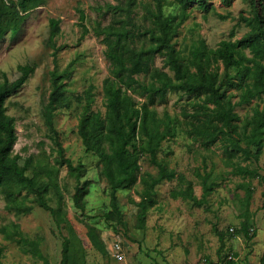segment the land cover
I'll list each match as a JSON object with an SVG mask.
<instances>
[{
    "label": "trees",
    "instance_id": "obj_1",
    "mask_svg": "<svg viewBox=\"0 0 264 264\" xmlns=\"http://www.w3.org/2000/svg\"><path fill=\"white\" fill-rule=\"evenodd\" d=\"M154 1L155 6L149 7L141 17H138L139 0H116L115 3L107 2L98 7L105 14L111 13L107 24L97 21L92 26L105 44V55L110 61L109 75L103 80L105 112L92 108L95 98L93 84L78 96L82 106L78 132L86 151L99 159L100 174L107 181L111 205V209L104 212V217L114 220L115 233L125 229V217L119 203L121 190L142 185L137 189L140 200L135 201L138 208L135 227L145 231L148 213L157 203V185L178 178L179 187L171 190L172 197H182L199 206L208 202V196L217 185L211 180L212 171L205 174L199 172L203 193L198 197L193 182L159 157L162 143L176 136L180 122L168 112L160 115L153 106L166 102L170 91H182L199 97L195 109L189 114L192 119L188 134L204 147L209 148L220 141L229 159L240 151L249 159L253 155L258 157L264 146V107L257 105L251 114L244 117L237 111V106L264 96L263 6L257 0H250L252 15L242 16L250 28L240 38L233 39L234 29L229 38L222 39L215 47L200 38L192 43L186 55L177 47L176 38L189 18L188 7L192 2L209 7L208 0H174L177 11L165 10L164 5L168 0ZM44 2L46 0H0V40L8 31L18 32L26 15ZM79 11L83 33L86 34L91 28L84 23L87 17L85 12L82 9ZM50 25V42L53 45L52 40L61 30L60 19L51 18ZM158 56H164V66L156 65ZM221 64L226 71L222 81ZM19 68L21 75L17 78L10 80L3 73L4 78L0 79V193L4 195L5 206L11 212L27 214L36 203L51 212L59 228L65 224L69 235L64 236L60 264H88L82 237L77 234L74 222L64 208L55 175L58 168L49 160L45 163L40 159L35 161L33 156L27 157L22 164L21 155L13 152L18 139L16 120L7 112L5 102L10 94L27 82L36 67L27 63L20 64ZM68 71L69 67L63 72L57 68L51 70L52 88L44 115L52 131L50 136L57 145L56 160L76 176L74 203L85 212L86 187L82 182L85 163H75L66 155L55 127L56 112L67 99L64 78ZM231 71L234 72L233 77ZM234 97L238 99L234 100ZM252 146L256 150L254 154ZM143 160L157 170H144ZM30 167H33L32 172L29 171ZM235 167L236 173L252 177L259 175L255 169L243 165ZM24 190L26 194L22 196ZM52 190L58 192L59 202L56 205L51 203ZM27 193L33 194V198H29ZM251 193L249 190L248 203ZM254 214L247 207L240 228L227 234L239 232L247 240H253L256 236ZM0 231L6 239L17 242L24 252L45 259L40 247L41 235H26L16 221L0 226ZM216 231L221 239V253L225 247L226 233ZM88 237L96 249L108 255L107 243L98 226L88 223ZM230 253L232 251H226L219 257L218 264H239L234 259H228ZM233 253L236 255V252ZM3 256L4 246L0 244V264H3ZM260 262L264 264V251Z\"/></svg>",
    "mask_w": 264,
    "mask_h": 264
},
{
    "label": "rangeland",
    "instance_id": "obj_2",
    "mask_svg": "<svg viewBox=\"0 0 264 264\" xmlns=\"http://www.w3.org/2000/svg\"><path fill=\"white\" fill-rule=\"evenodd\" d=\"M139 1L138 17L156 3L154 0ZM107 2L115 3L116 0H46L26 15L18 32L8 31L0 40L1 80L4 78L3 73L10 80L21 75L20 64L30 63L36 67L27 82L10 94L5 102L7 112L16 120L18 139L13 146V152L21 155L22 164L27 157L33 156L35 161L40 159L45 163L49 160L58 168L55 175L64 208L73 220L77 234L82 237L88 264H118L109 252L105 255L90 243L88 223L101 229L108 250L114 238L121 240L126 253L124 262L127 264H218L219 257L226 251L236 252L238 263L259 264L257 259L264 249V146L258 157L253 155L249 159L241 151L233 159H229L220 141L209 148L204 147L188 134L192 119L189 114L199 100L194 94L170 91L166 102L153 105L160 115L168 112L180 121L176 136L162 143L159 157L193 182L198 197L203 193L198 173L212 171L211 180L217 185L208 196V202L199 206L182 197L173 198L171 190L179 187L178 178H174L157 185V203L148 213L145 231L135 227L138 209L136 202L140 200L137 189L142 185L119 192L125 229L115 233L114 220L104 217V212L111 209L108 184L100 174L98 157L86 151L78 132L82 111L78 96L93 84L95 98L92 108L105 112L103 80L109 75L110 61L105 55V44L92 30V26L97 21H102L103 24L109 22L111 13L105 14L102 8H98ZM173 2L174 0L166 2V11L178 10ZM257 2L263 6L260 7L264 11V0ZM208 4L209 7H203L199 2H192L188 7L189 18L176 38L177 47L185 54H188L192 43L200 38L209 46L215 47L222 39L229 38L233 29V39H236L250 28L242 18L252 15L250 0H208ZM79 9L87 15L84 23L91 28L86 34L83 33ZM51 18L60 19L61 28L52 40L53 45L50 42ZM164 63V56L156 58V65L164 66ZM67 67L68 75L64 78L67 99L56 112L55 127L66 155L75 163H85L86 171L82 176L86 187L85 212L74 203L76 176L66 165L62 166L56 160L57 145L50 136L52 131L44 115L52 88L50 72L55 68L63 72ZM220 71L222 81L226 72L223 64ZM233 74L231 71L232 77ZM236 99L238 97H234ZM257 105L264 107V96L237 106V111L244 117L251 114L253 107ZM252 152L256 153L254 146ZM236 165L255 169L259 175L252 177L236 173ZM142 166L144 170H157L147 160L142 161ZM29 171L32 172L33 167ZM249 190L252 196L248 203ZM25 194L24 190L21 195ZM27 195L33 198V194ZM52 196L51 203L58 204V192L52 190ZM5 205L4 195L0 193V226L16 221L26 235H41L43 238L40 247L45 259L24 252L17 242L6 239L0 231V244L4 246L3 264H60L64 236L69 235L65 224L59 228L51 212L36 203L27 214L11 212ZM247 207L255 212L253 227L257 238L254 240H247L239 232L227 234L233 232L229 230L231 226L234 229L240 228ZM216 229L226 233L225 247L221 253V239ZM205 258L208 261L203 262Z\"/></svg>",
    "mask_w": 264,
    "mask_h": 264
},
{
    "label": "built area",
    "instance_id": "obj_3",
    "mask_svg": "<svg viewBox=\"0 0 264 264\" xmlns=\"http://www.w3.org/2000/svg\"><path fill=\"white\" fill-rule=\"evenodd\" d=\"M230 231H234V227H230L229 229ZM109 253L111 255V257L117 261H124L126 259V253H125V249L124 246L121 242V240L114 238L113 242H111L110 248H109ZM236 255H234V253H230V255L228 256V259H234L235 261H237ZM208 261L207 258L203 259V262Z\"/></svg>",
    "mask_w": 264,
    "mask_h": 264
},
{
    "label": "crops",
    "instance_id": "obj_4",
    "mask_svg": "<svg viewBox=\"0 0 264 264\" xmlns=\"http://www.w3.org/2000/svg\"><path fill=\"white\" fill-rule=\"evenodd\" d=\"M258 235V234H257ZM255 238H257V236L256 237H254L253 238V240L255 239ZM263 251H264V249L262 250V252H261V254H260V256H259V259H257V261L259 262V264H261V262H260V257H261V255H262V253H263ZM118 264H127V262H124V261H117V260H115ZM241 261V260H240ZM242 263V262H241ZM241 263H239V264H241ZM246 264H249L248 262L246 263Z\"/></svg>",
    "mask_w": 264,
    "mask_h": 264
},
{
    "label": "clouds",
    "instance_id": "obj_5",
    "mask_svg": "<svg viewBox=\"0 0 264 264\" xmlns=\"http://www.w3.org/2000/svg\"><path fill=\"white\" fill-rule=\"evenodd\" d=\"M230 229V228H229Z\"/></svg>",
    "mask_w": 264,
    "mask_h": 264
}]
</instances>
